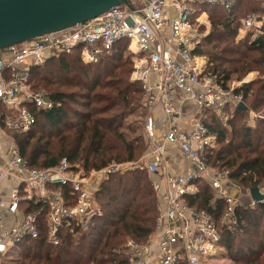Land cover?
<instances>
[{
	"label": "built area",
	"instance_id": "1",
	"mask_svg": "<svg viewBox=\"0 0 264 264\" xmlns=\"http://www.w3.org/2000/svg\"><path fill=\"white\" fill-rule=\"evenodd\" d=\"M258 1L264 8V0ZM237 3L131 0L130 6H115L72 27L0 49V258L26 237L39 235L42 209L24 213L20 209L22 201L47 205L44 223L48 240L58 244L63 227H71L77 238L90 219L101 214L95 192L111 174L127 170L155 176L153 184L160 197L153 233L144 242L130 238L125 243L131 264H215L226 254L222 236L237 225V206L254 207L257 202L252 198L244 202L233 195L231 191L238 185L229 179L228 171L208 164L206 152L215 150L219 140L204 120L207 110H213L227 125L239 104L244 103L235 89L247 80L237 86H223L215 76L204 73L206 58L195 49L210 26L211 13L203 11L202 5L215 4L231 12ZM240 23L236 40L254 42L264 36V13L249 12ZM124 40L134 62L130 80L141 82L144 88L141 106L148 110L144 130L150 152L137 160L112 162L89 173L66 158L51 168L28 166L8 131L30 130L36 123L37 109L54 107L47 91L34 88L32 68L75 51L83 63H97ZM186 100L195 102L197 112L182 123L178 106ZM158 104L163 108V119L153 114ZM168 144L176 146L189 162L185 171H166ZM201 181L224 203L218 218L186 202L187 196L199 192ZM63 187L70 188L68 196ZM260 189L264 193V186Z\"/></svg>",
	"mask_w": 264,
	"mask_h": 264
},
{
	"label": "trees",
	"instance_id": "2",
	"mask_svg": "<svg viewBox=\"0 0 264 264\" xmlns=\"http://www.w3.org/2000/svg\"><path fill=\"white\" fill-rule=\"evenodd\" d=\"M202 9L215 14L208 34L195 49L196 54L206 58L204 73L215 76L223 86L232 76L241 80L249 72L259 74L235 89L236 94H242L246 107L235 110L227 125L213 110H207L205 124L219 140L215 150L206 152L208 164L227 170L229 179L240 188H262L264 36L254 42L236 40V36L240 18L249 12L262 14L264 8L258 0H238L231 12L215 4H203ZM133 70L125 40L97 63H83L75 51L33 67L34 88H45L54 107L37 109L36 123L30 130L8 131L28 166L51 168L66 158L89 173L112 162L137 160L147 151L142 136L130 138L124 130L127 117L138 110L144 98L142 83L130 80ZM250 111L259 115L255 127L246 125ZM127 127L132 132L137 129L130 123ZM153 182L146 171L111 174L95 192L101 214L90 219L79 239L73 237L71 227H63L58 244L48 240L44 223L47 205L22 201L20 209L24 213L42 212L38 237H26L18 245L21 252L14 264H131L127 240L144 242L155 229L160 197ZM199 187V192L187 196L186 202L218 218L224 203L215 198L206 182L201 181ZM69 190L63 187L67 196ZM236 216L237 225L222 236L225 258L229 264H264V202L254 207L238 205Z\"/></svg>",
	"mask_w": 264,
	"mask_h": 264
},
{
	"label": "water",
	"instance_id": "3",
	"mask_svg": "<svg viewBox=\"0 0 264 264\" xmlns=\"http://www.w3.org/2000/svg\"><path fill=\"white\" fill-rule=\"evenodd\" d=\"M131 0H0V49L93 19ZM240 103L238 108H245ZM251 198L264 202L260 187Z\"/></svg>",
	"mask_w": 264,
	"mask_h": 264
},
{
	"label": "rangeland",
	"instance_id": "4",
	"mask_svg": "<svg viewBox=\"0 0 264 264\" xmlns=\"http://www.w3.org/2000/svg\"><path fill=\"white\" fill-rule=\"evenodd\" d=\"M209 13H211V15H210V26H209V30H210V28L213 24V20L215 18V14L212 12H209ZM205 28H203V29H205ZM133 65H134V62H133ZM257 76H259L258 72L252 71V72H249L248 74L244 75L241 80L237 79L236 76H232L231 80H229L228 83H229V85L234 84L235 86H237L243 80H247V82H250L253 79H255ZM243 84H241V85H243ZM38 89H42V90L46 91V89L43 87L38 88ZM147 113H148V110H146L143 106H140L134 114L127 117L126 125L124 127L125 132L128 134V136L130 138H139L140 136H142L143 141H144V143H143L144 145L148 144L146 137H145V130H144V125H143V121L146 118ZM258 117H259L258 113L254 112V111H250L249 118L246 120V125L251 126V127H255L257 125L256 119ZM129 123L131 124V126L137 127L135 132L134 131L132 132L128 129L127 126H129ZM8 136L10 138H13V135L10 133L8 134ZM133 141L137 142V140H135V139ZM145 153H146V151L143 152L139 158H141ZM151 176H153V175H151ZM234 188H233L234 190L231 191V193L233 195H235L238 198H241L244 202H248L249 200H251L249 189L239 188L238 186H235ZM82 234H83V232L75 239H79V237ZM20 252H21L20 246H17L16 248H13V249H10L9 251H7L6 253H4L1 256L0 264H14L15 260L18 259V257L20 256ZM218 258L219 259L217 260V262H214L215 264H229L230 263V260L225 258V254L218 257Z\"/></svg>",
	"mask_w": 264,
	"mask_h": 264
},
{
	"label": "crops",
	"instance_id": "5",
	"mask_svg": "<svg viewBox=\"0 0 264 264\" xmlns=\"http://www.w3.org/2000/svg\"><path fill=\"white\" fill-rule=\"evenodd\" d=\"M178 108L180 109V112L183 115V117L181 118L182 123H185L186 121L191 119L197 112V105L193 100H186L183 104H179ZM153 114L157 119L164 118V111L160 104L155 107ZM167 148L168 151L166 171H169L171 174L185 171L190 165L189 162L182 156L176 146L168 144ZM148 152H150V145H148V150L146 151V153ZM152 177L153 179L156 178L155 176ZM155 251L156 248H153V252Z\"/></svg>",
	"mask_w": 264,
	"mask_h": 264
}]
</instances>
